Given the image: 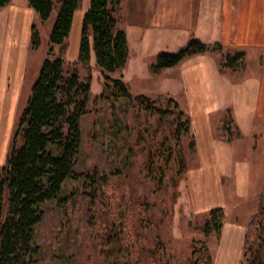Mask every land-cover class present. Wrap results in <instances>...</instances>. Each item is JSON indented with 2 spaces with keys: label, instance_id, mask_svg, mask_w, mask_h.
Returning <instances> with one entry per match:
<instances>
[{
  "label": "rangeland",
  "instance_id": "rangeland-1",
  "mask_svg": "<svg viewBox=\"0 0 264 264\" xmlns=\"http://www.w3.org/2000/svg\"><path fill=\"white\" fill-rule=\"evenodd\" d=\"M252 1L251 9L245 5L241 11L242 20L251 25L244 29L250 30L249 46L227 50L208 45L207 51L158 72L151 68L157 56L176 54L190 42L188 37L172 33L168 38L162 31L149 30L138 38L137 30L126 26L127 61L113 73L100 68L94 52L86 63L79 62L72 40L69 50L68 42L63 50L53 47L52 57L61 55L66 69L89 82V92L79 122L77 177L63 183L60 202L42 206L43 219L34 235L39 248L35 264H110L116 258L120 264H243L245 236L251 229L247 222L264 205V0ZM54 19L55 12L34 24L38 43L29 48L19 84L12 89L0 84V167L47 57ZM118 19L122 26L120 9ZM239 52L242 57L233 61L232 55ZM200 62L216 66L212 82L218 107L213 114L223 117L221 126L230 125L226 132L220 126L217 169L205 177L194 135L189 130L176 141L169 122L190 121L178 104L185 101L179 70ZM116 79L126 84L132 99L112 89ZM140 95L146 98L144 104L136 100ZM214 185L219 199L207 194ZM214 209L223 212L218 231L206 227ZM234 218L241 220L243 234L229 242L222 227ZM110 226L121 245L111 259L102 241L110 230L114 233Z\"/></svg>",
  "mask_w": 264,
  "mask_h": 264
},
{
  "label": "trees",
  "instance_id": "trees-1",
  "mask_svg": "<svg viewBox=\"0 0 264 264\" xmlns=\"http://www.w3.org/2000/svg\"><path fill=\"white\" fill-rule=\"evenodd\" d=\"M122 0H89L82 18L78 45V61L86 63L94 52L96 63L107 73L123 68L127 61V38L118 27V10ZM10 0H0V7ZM81 0H28L39 19L48 20L53 12L55 19L49 34L47 57L43 60L34 81L27 104L20 116L11 150L0 167V264H35L39 248L35 243V227L42 221L44 203L63 198V183L76 178L74 171L80 145V118L86 112L89 82L80 80L76 70L66 69L64 60L52 57L53 47L64 49L69 36L74 13ZM91 35V40L90 36ZM38 43V33L32 26L31 47ZM208 45L191 40L176 54H160L151 68L158 72L173 67L184 57L203 53ZM234 53L232 60L242 57ZM228 59V58H227ZM124 97L132 99L126 84L119 79L113 88ZM144 100L142 95L136 100ZM148 107V105H146ZM150 107V105H149ZM158 112L160 114L165 111ZM182 116V112H179ZM174 136L179 141L189 132L188 120L169 119ZM222 128L229 130L228 122ZM183 160L179 146L178 162ZM96 182L95 180L92 181ZM90 185H95V184ZM221 209L211 211L207 228L218 231L223 218ZM245 236L243 264H264V205L249 218ZM104 242L107 258L120 249V241L112 226ZM117 236V237H116ZM110 264H120L117 261ZM127 264V263H126ZM130 264V263H128Z\"/></svg>",
  "mask_w": 264,
  "mask_h": 264
},
{
  "label": "crops",
  "instance_id": "crops-1",
  "mask_svg": "<svg viewBox=\"0 0 264 264\" xmlns=\"http://www.w3.org/2000/svg\"><path fill=\"white\" fill-rule=\"evenodd\" d=\"M250 2L253 1L122 0L119 9L124 22L121 26L118 19V27L124 31L125 35L126 26L137 30L138 38L145 37L149 30H158L166 34L168 38L173 33L177 36H185L186 39L188 37L187 41L197 40L206 45L220 44L227 50L234 46H241L237 49H244L252 42L250 30H244L251 25L248 23L249 20L246 24L242 20L241 11L245 5L251 9ZM88 6L89 0H81L66 39L68 50L72 40L74 53L78 51L82 18ZM39 20L28 0H10L6 6L0 7V84L2 88L8 89L11 86L12 89L14 83L19 84L31 47L32 26ZM215 69L216 66L213 64L200 62L189 69L179 70V81L185 94V101L178 104L189 116L190 131L196 140L204 177L208 172L213 174L217 169L216 140L223 118L214 117L213 114L218 107L217 90L212 82ZM202 179L204 178L200 179L202 186L208 189L207 181ZM217 188L214 185L207 194L211 192L213 198L219 199L220 193ZM222 200L224 201L223 196ZM240 221L234 218L233 221L228 222L227 227L225 224L222 227L227 241L231 242L235 236H242L244 226Z\"/></svg>",
  "mask_w": 264,
  "mask_h": 264
}]
</instances>
